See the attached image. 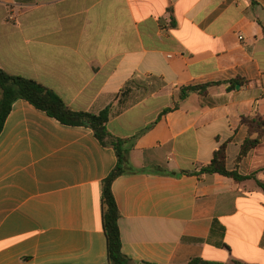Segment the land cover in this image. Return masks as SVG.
Segmentation results:
<instances>
[{"label": "crops", "instance_id": "crops-1", "mask_svg": "<svg viewBox=\"0 0 264 264\" xmlns=\"http://www.w3.org/2000/svg\"><path fill=\"white\" fill-rule=\"evenodd\" d=\"M0 69L72 111L109 108L134 170L111 187L131 264H264V135L238 161L257 137L242 118L264 122V0H0ZM190 87L206 90L180 96ZM223 144L245 180L181 173ZM116 162L90 128L15 101L0 264H108L101 193Z\"/></svg>", "mask_w": 264, "mask_h": 264}, {"label": "trees", "instance_id": "trees-1", "mask_svg": "<svg viewBox=\"0 0 264 264\" xmlns=\"http://www.w3.org/2000/svg\"><path fill=\"white\" fill-rule=\"evenodd\" d=\"M206 87H190L180 90V96L186 92H205ZM181 98V97H180ZM17 100H23L38 110L45 112L49 117L56 119L59 123L70 127L90 128L95 138L104 146L111 147L116 155V165L102 182L101 193V218L102 229L106 238L107 260L108 264H131L130 260L121 251V239L118 226L119 212L112 193L113 181L125 174L134 172L128 162V151L125 140L112 136L106 125L109 120V108L104 109L98 114L86 112H76L69 109L64 102L51 90L41 84L23 78L21 76L9 75L0 69V132L5 120L10 113L12 104ZM169 110L163 111L166 113ZM249 131L253 129L257 137L252 139L248 137L240 150L238 161L244 157L248 151L256 147L260 137L264 135V122L259 118L243 119ZM225 144L221 145L212 156L210 163L201 167L197 172H181L182 174L201 175L218 174L231 178L235 182H240L246 178L241 177L236 171H227L225 167ZM264 190V186H262ZM201 261H195L191 264H202ZM232 264H241L233 262Z\"/></svg>", "mask_w": 264, "mask_h": 264}, {"label": "built area", "instance_id": "built-area-1", "mask_svg": "<svg viewBox=\"0 0 264 264\" xmlns=\"http://www.w3.org/2000/svg\"><path fill=\"white\" fill-rule=\"evenodd\" d=\"M238 39H239V40H241V39H242V37H239Z\"/></svg>", "mask_w": 264, "mask_h": 264}]
</instances>
